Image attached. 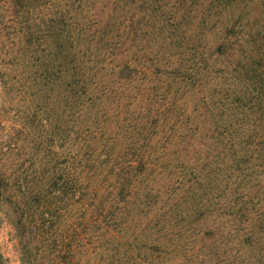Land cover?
<instances>
[{"label":"trees","instance_id":"trees-1","mask_svg":"<svg viewBox=\"0 0 264 264\" xmlns=\"http://www.w3.org/2000/svg\"><path fill=\"white\" fill-rule=\"evenodd\" d=\"M3 221L21 264H264V0H0Z\"/></svg>","mask_w":264,"mask_h":264},{"label":"rangeland","instance_id":"rangeland-1","mask_svg":"<svg viewBox=\"0 0 264 264\" xmlns=\"http://www.w3.org/2000/svg\"><path fill=\"white\" fill-rule=\"evenodd\" d=\"M0 244L1 250L8 260L7 264H21L17 243L13 238V229L5 221L0 226Z\"/></svg>","mask_w":264,"mask_h":264}]
</instances>
